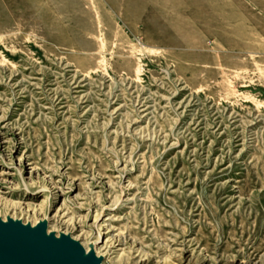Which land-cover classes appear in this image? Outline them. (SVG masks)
Returning <instances> with one entry per match:
<instances>
[{
  "label": "rangeland",
  "instance_id": "1",
  "mask_svg": "<svg viewBox=\"0 0 264 264\" xmlns=\"http://www.w3.org/2000/svg\"><path fill=\"white\" fill-rule=\"evenodd\" d=\"M9 218L101 264H264V0H0Z\"/></svg>",
  "mask_w": 264,
  "mask_h": 264
},
{
  "label": "water",
  "instance_id": "2",
  "mask_svg": "<svg viewBox=\"0 0 264 264\" xmlns=\"http://www.w3.org/2000/svg\"><path fill=\"white\" fill-rule=\"evenodd\" d=\"M46 225L0 219V264H101L102 257L84 253L79 241L46 234Z\"/></svg>",
  "mask_w": 264,
  "mask_h": 264
},
{
  "label": "bare ground",
  "instance_id": "3",
  "mask_svg": "<svg viewBox=\"0 0 264 264\" xmlns=\"http://www.w3.org/2000/svg\"><path fill=\"white\" fill-rule=\"evenodd\" d=\"M4 221V220H3ZM15 221H17V220H15ZM6 222V221H5ZM41 223H44L45 225H46V229H45V231H46V234L48 235V236H51V235H53V236H55L56 238H60L61 236H56L55 234H53L52 232H48L47 231V224L45 223V222H41ZM24 224V223H23ZM25 225H28V224H25ZM32 226V225H31ZM37 226V225H36ZM32 227H35V226H32ZM91 252H96L95 251V243L94 242H92V243H90L89 244V249H84V253L85 254H89V253H91ZM96 254V253H95ZM97 255V257H99L100 258V255L99 254H96Z\"/></svg>",
  "mask_w": 264,
  "mask_h": 264
}]
</instances>
